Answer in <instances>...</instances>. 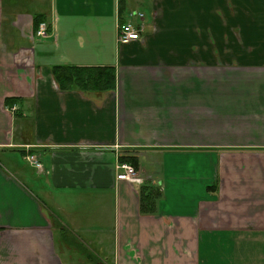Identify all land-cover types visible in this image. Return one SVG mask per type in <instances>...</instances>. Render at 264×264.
Instances as JSON below:
<instances>
[{
	"label": "crops",
	"instance_id": "0c3cea01",
	"mask_svg": "<svg viewBox=\"0 0 264 264\" xmlns=\"http://www.w3.org/2000/svg\"><path fill=\"white\" fill-rule=\"evenodd\" d=\"M57 66L115 87L61 89ZM263 246L264 0H0V264H264Z\"/></svg>",
	"mask_w": 264,
	"mask_h": 264
},
{
	"label": "trees",
	"instance_id": "16d2710c",
	"mask_svg": "<svg viewBox=\"0 0 264 264\" xmlns=\"http://www.w3.org/2000/svg\"><path fill=\"white\" fill-rule=\"evenodd\" d=\"M44 21L37 22L39 28ZM38 30V29H37ZM54 75L61 89H93L108 91L115 87V74L112 67L102 68H76L72 66H57ZM13 100L8 101V105ZM121 164L126 163L132 165L135 169L139 166L138 159L134 157H122ZM140 203L143 212L151 211L148 206L155 203L157 197H160L159 190L156 187L143 186L139 189Z\"/></svg>",
	"mask_w": 264,
	"mask_h": 264
},
{
	"label": "built area",
	"instance_id": "2783aa9c",
	"mask_svg": "<svg viewBox=\"0 0 264 264\" xmlns=\"http://www.w3.org/2000/svg\"><path fill=\"white\" fill-rule=\"evenodd\" d=\"M139 17H143L142 14ZM39 37H47L50 34L49 25L46 22L40 24L37 32ZM140 39V34L137 28L133 27L132 24H120L118 27L117 41L119 45L129 44L135 40ZM16 108H13L15 110ZM26 160L30 162L37 170L43 169V165L39 162L35 156H27ZM119 169L122 171V177L125 180L139 182V176L136 169L130 164H119Z\"/></svg>",
	"mask_w": 264,
	"mask_h": 264
},
{
	"label": "rangeland",
	"instance_id": "374dc122",
	"mask_svg": "<svg viewBox=\"0 0 264 264\" xmlns=\"http://www.w3.org/2000/svg\"><path fill=\"white\" fill-rule=\"evenodd\" d=\"M28 162V161H27ZM30 163V162H29ZM31 164V163H30ZM137 172V170H136ZM208 245V242L206 243V246ZM206 246L204 245V242L202 244V252L206 250ZM219 252H224L223 248L217 249ZM263 251H264V246H263Z\"/></svg>",
	"mask_w": 264,
	"mask_h": 264
}]
</instances>
